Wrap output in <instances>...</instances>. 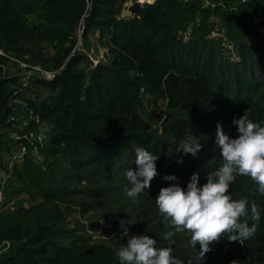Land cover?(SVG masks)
I'll return each instance as SVG.
<instances>
[{
	"label": "trees",
	"instance_id": "16d2710c",
	"mask_svg": "<svg viewBox=\"0 0 264 264\" xmlns=\"http://www.w3.org/2000/svg\"><path fill=\"white\" fill-rule=\"evenodd\" d=\"M127 1L129 14L121 16ZM137 1L0 0V48L52 74L34 83L41 92L34 102L21 95L47 137L41 162L28 157L12 170L17 193L32 205L0 215V241L13 245L0 264H119L116 252L128 241L117 236L123 227L167 248L153 212L142 211L133 222L118 218L104 229V237L112 236L102 243H92L83 224L69 225L67 219L120 195L114 183L137 170L136 147L158 157V174L147 190L159 194L177 183L186 190L194 173L203 186L222 166L217 125L231 138L238 135L234 119L244 114L264 127V31L252 28L258 18L264 28V0H216L213 7L193 0ZM90 39L104 50L95 63L87 55ZM4 62L1 57L0 168L11 150L4 131L12 125L8 105L16 83L2 74ZM154 96L165 100L164 111L143 119L142 101ZM189 133L203 148L196 157L177 153ZM173 175L176 180L164 179ZM80 184L99 198L96 205L74 207ZM230 194L255 201L260 224L243 244L223 237L210 245L205 264H264V195L247 176L236 177ZM189 248L172 254L182 264H196L199 245Z\"/></svg>",
	"mask_w": 264,
	"mask_h": 264
},
{
	"label": "clouds",
	"instance_id": "9594fccd",
	"mask_svg": "<svg viewBox=\"0 0 264 264\" xmlns=\"http://www.w3.org/2000/svg\"><path fill=\"white\" fill-rule=\"evenodd\" d=\"M233 124L237 128L236 138L226 135L217 125L215 144L220 149L222 166L206 176L207 182L203 186H200L199 174L194 173L186 190L178 183L161 188L155 200L164 223L173 229L164 234V240L171 242L175 234L187 232L190 246L196 248L199 245L196 264H203L205 255L212 251L210 245L219 243L223 237H227L229 242L241 244L254 237L261 221V209L257 203H250L247 199L234 200L230 186L237 176H247L256 182L258 192L264 195V127L245 114L234 119ZM202 150L200 140L189 133L178 153L196 157ZM168 154L170 157L173 155L171 147ZM157 159L148 150L135 148L137 170L125 172L131 184L126 195L133 202L151 187L158 174ZM178 162L183 163V160ZM164 179L172 181L177 178L173 175ZM120 224L126 225L128 221L121 220ZM123 235L128 236L127 227H123ZM156 244L157 241L148 235L132 236L127 245L116 252L119 264H182L180 259L173 256L172 247L157 248ZM188 264L193 262L189 260ZM232 264L237 262L233 261Z\"/></svg>",
	"mask_w": 264,
	"mask_h": 264
},
{
	"label": "built area",
	"instance_id": "2783aa9c",
	"mask_svg": "<svg viewBox=\"0 0 264 264\" xmlns=\"http://www.w3.org/2000/svg\"><path fill=\"white\" fill-rule=\"evenodd\" d=\"M184 3H187L191 0H181ZM201 3L202 6H211L215 5L216 0H193ZM243 2L244 0H239ZM257 23H259L257 21ZM214 35V34H212ZM229 47V46H227ZM4 58L5 62L1 66L2 74L6 75V77H13L16 79V83L12 87L14 91V95L11 98L9 108L13 110V115L8 119V122L11 123V127L8 130H5L4 133L9 136L11 139V150L7 156V161H5V166L0 168V215L8 214L16 211L18 208L23 207L24 209L28 208L32 203L28 200L27 197L22 193H14V191H8L7 187L12 180V170L15 167H18L24 159L30 157L35 162H41V159L38 158L39 149L43 148L46 144V140L44 139L43 134L40 132L39 119L36 115L33 114L32 111L27 110V103L25 100L21 98V95H25L28 92H33L32 86L34 83L39 80H49L52 77V74L49 71L44 70L39 65L27 64L25 60H20L15 58L13 55L7 53L3 48H0V58ZM28 98V97H27ZM31 101H35V99H30ZM31 126L29 130H23L24 127ZM29 148V151L27 150ZM5 156V157H6ZM7 190V191H6ZM26 200V203L23 199ZM110 217V216H108ZM112 218V217H110ZM110 218L105 217L101 224H99V231L96 235L93 234V230L88 228L85 223L84 225V234L90 237L92 243H100L97 242L98 238H105L103 235L104 229L112 228V220ZM113 219V218H112ZM98 234H102L99 236ZM122 234H117V236H122ZM136 234L128 233V239ZM225 247L223 248V250ZM11 250H13V245L9 241H0V257L1 255L8 254ZM205 264V260L203 261ZM249 264V263H244ZM250 264H259L255 261H251Z\"/></svg>",
	"mask_w": 264,
	"mask_h": 264
},
{
	"label": "rangeland",
	"instance_id": "374dc122",
	"mask_svg": "<svg viewBox=\"0 0 264 264\" xmlns=\"http://www.w3.org/2000/svg\"><path fill=\"white\" fill-rule=\"evenodd\" d=\"M137 2H140V0H138ZM141 3V2H140ZM129 6V2H125L122 7H124L121 11V16H127L129 14V12L127 11V7ZM260 20V18H258ZM258 19H254L252 21V28L257 29L260 33H263L264 28L259 25V23H257ZM263 21H264V17H263ZM259 22V21H258ZM214 34V33H213ZM79 44V43H78ZM226 46H229L226 44ZM88 50H87V55L89 57V59L95 63V61L97 59H101V55L104 52V50L94 41V39H90L89 43H88ZM33 92H28V99H35L37 96L41 95V92L37 89H35L34 86L31 87ZM142 117L143 119H147L150 115H157L159 114V112H163L164 108H165V100L162 97L159 96H154L151 98H148L146 100L142 101ZM40 132L43 134L44 139L46 140V126L44 125H40L39 126ZM152 130H156L157 132H160V128L158 126V124L154 125L152 124L151 126ZM182 150V145L180 146V148L177 150V153ZM180 155H183V153H179ZM38 158L42 159V157L40 156V154L38 155ZM33 159H36V157L34 156ZM4 160L7 161V156L4 157ZM21 165V164H20ZM19 165V166H20ZM18 166V167H19ZM17 167V168H18ZM114 185H117L120 188V195L118 196H110L108 195V199L104 200L102 203L104 205H99V206H94L92 208H88L86 210V212H83L79 214L78 217H74V214L71 213L67 219V223H69V225H73V222H78V223H85V224H89L92 223L94 225V223L96 224L94 227L91 228V230H93V234L96 235L97 232L99 231L96 228H99V224H101L104 220L105 217L110 218L113 221L116 222V220L118 218H129L130 222H133V216L137 215V214H141V212H153L154 215H156V219L158 220L160 225H161V236L164 239V234L167 231H173V229L170 227V225H166L164 223V218L163 216L159 213L158 208L156 207L155 204V200L157 198V196L159 195L158 193H152L149 190H145V193H142L138 196L137 201L133 202L129 197H127L126 192L127 190H129L131 188V184L129 183V181L127 180L126 176H122L119 177V179L114 183ZM20 187V183L15 180L14 178L11 180L10 184L7 187L8 191H14V193L18 194V188ZM6 190V191H7ZM90 188H87V190H85V188L82 186V184L78 185L77 188V192L73 199H74V203L75 206L78 208V204L79 203H85V204H90V205H96V203L98 202V197H96V195L94 193H91ZM23 199V198H22ZM38 199H36L37 201ZM24 201V203H26V200L23 199L22 202ZM27 204V203H26ZM29 205V203L27 204ZM31 206V204L29 205V207ZM28 207V208H29ZM27 209V208H26ZM110 216V217H108ZM114 222V223H115ZM100 229V228H99ZM101 230V229H100ZM132 234H135L133 232H129ZM147 234V233H145ZM99 236H102V234H98ZM112 235L107 234L105 235V238L102 240V238H98L97 242L102 243L103 241H105L106 239L110 238ZM190 241V235L187 232H182V233H177L172 237L171 242L166 241V245L168 247H172L173 249V253L175 254H186L189 251V244Z\"/></svg>",
	"mask_w": 264,
	"mask_h": 264
},
{
	"label": "bare ground",
	"instance_id": "6f19581e",
	"mask_svg": "<svg viewBox=\"0 0 264 264\" xmlns=\"http://www.w3.org/2000/svg\"><path fill=\"white\" fill-rule=\"evenodd\" d=\"M141 1L151 2L152 0H140V2H141Z\"/></svg>",
	"mask_w": 264,
	"mask_h": 264
},
{
	"label": "water",
	"instance_id": "95a60500",
	"mask_svg": "<svg viewBox=\"0 0 264 264\" xmlns=\"http://www.w3.org/2000/svg\"><path fill=\"white\" fill-rule=\"evenodd\" d=\"M141 2H143V1H141ZM150 133H152V132H150Z\"/></svg>",
	"mask_w": 264,
	"mask_h": 264
}]
</instances>
